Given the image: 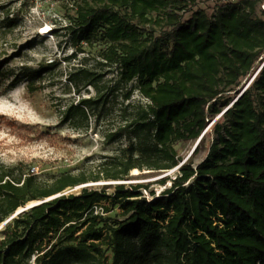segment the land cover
Returning a JSON list of instances; mask_svg holds the SVG:
<instances>
[{"label": "trees", "instance_id": "obj_1", "mask_svg": "<svg viewBox=\"0 0 264 264\" xmlns=\"http://www.w3.org/2000/svg\"><path fill=\"white\" fill-rule=\"evenodd\" d=\"M82 1L76 40L101 41L103 62L117 69L111 89L131 84L148 101L108 133L125 143L95 172L42 177L31 165L0 163V264H264V0H219L212 14L197 8L189 17L185 0ZM54 67L24 69L12 85L26 76L33 93ZM251 78L209 124L221 112L217 101L228 105L229 92ZM97 80L82 63L72 69L69 90L97 92L69 103L63 122L88 128L108 110ZM197 140L183 162L176 145ZM177 166L153 199L147 184L123 182L135 169ZM100 180L117 182L67 192ZM31 202L40 203L13 216Z\"/></svg>", "mask_w": 264, "mask_h": 264}, {"label": "rangeland", "instance_id": "obj_2", "mask_svg": "<svg viewBox=\"0 0 264 264\" xmlns=\"http://www.w3.org/2000/svg\"><path fill=\"white\" fill-rule=\"evenodd\" d=\"M77 3L83 1L0 0L1 164L14 166L25 163L31 165V171L42 177L66 170L95 172L101 160L115 153L125 143L122 137L109 141L108 133L118 131L132 117L133 105L148 101L131 84L116 91L111 89L117 69L103 62L99 46L101 41L76 40L78 28L74 25V18ZM218 3L219 0H185L183 4H187L188 8V12H184L185 17H189L197 8L212 14ZM179 12L182 14L183 10ZM8 19L15 23L9 25ZM164 28L157 26V31ZM50 62L56 63V67L45 72L42 80L36 81L35 85L39 88L35 92L27 91L26 76L17 85H12L15 76L23 75L24 69H35ZM81 63L98 74L100 94L109 99L108 110L98 119L91 116L88 128H74L62 121V111L69 103H76L80 97L97 92L93 86L82 87L80 94L74 89L69 90L70 72ZM249 81L245 79L239 89L229 92L227 96H232V100L228 105L217 101L221 112L209 124L221 117ZM128 92L130 97L127 99L125 94ZM128 104L131 108L122 117L121 111ZM206 138V144L201 146L195 156L196 162L206 156L212 137ZM198 142L176 145L183 162L190 157ZM178 171V166L161 172L135 169L130 174L131 179L123 182L147 184L148 189L144 193L153 199L171 186V180ZM162 179H166V182H161ZM116 182H89L67 192L78 193L82 186L96 187ZM109 191L112 189L109 188ZM116 211L120 212L121 209L117 207L112 213Z\"/></svg>", "mask_w": 264, "mask_h": 264}, {"label": "water", "instance_id": "obj_3", "mask_svg": "<svg viewBox=\"0 0 264 264\" xmlns=\"http://www.w3.org/2000/svg\"><path fill=\"white\" fill-rule=\"evenodd\" d=\"M263 64H264V63H263ZM263 64H262V65H263ZM261 67H262V66H261ZM261 67H260V68H261ZM252 79H253V78L250 79L248 85L250 84V82L252 81ZM199 140H200V138H199ZM199 140H198V141H199ZM51 198H52V197H51ZM38 203H40V202H36V203H33L32 205L26 207V208L19 209V210L13 215V216L19 214L20 212L26 210L27 208H30L31 206H33V205H35V204H38ZM13 216H12V217H13ZM4 224H5V223H4ZM4 224H2V225L0 226V228H1Z\"/></svg>", "mask_w": 264, "mask_h": 264}]
</instances>
